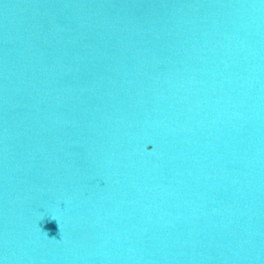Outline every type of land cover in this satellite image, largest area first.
Listing matches in <instances>:
<instances>
[{"label":"clouds","instance_id":"1","mask_svg":"<svg viewBox=\"0 0 264 264\" xmlns=\"http://www.w3.org/2000/svg\"><path fill=\"white\" fill-rule=\"evenodd\" d=\"M261 3H264V0H261ZM145 150L148 151V152H151V151H152V150H148L147 145L145 146ZM62 236H63V235H62ZM51 240H54V241L57 242L56 239H51Z\"/></svg>","mask_w":264,"mask_h":264}]
</instances>
